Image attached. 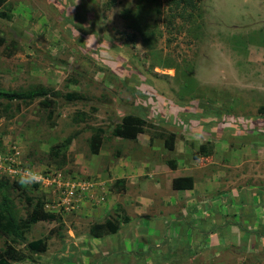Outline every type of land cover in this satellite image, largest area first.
<instances>
[{"label": "rangeland", "instance_id": "1", "mask_svg": "<svg viewBox=\"0 0 264 264\" xmlns=\"http://www.w3.org/2000/svg\"><path fill=\"white\" fill-rule=\"evenodd\" d=\"M110 1L7 0L0 10L9 15L0 18V88L41 85L62 96H85L78 104L51 98L57 100L51 108L41 100L30 106L14 102L9 117L0 121V181L8 168L13 167L15 179L22 167L36 169L47 179L35 193L45 196L46 210L63 221L62 226L42 222L31 227L27 242L48 241V252L13 264H148L136 254L150 246L162 261L173 248L174 264H264V238L242 230L264 226V124L258 115L264 106V0H203L191 21L173 18L167 0H115L113 6ZM81 34L90 35L98 49L79 45ZM112 48L135 64L123 72L141 82L134 90L156 88L146 100L105 65L112 63L107 60ZM156 56L170 57V68L156 65ZM177 76L193 78L204 90L203 102L194 99L191 107L196 109L189 114L170 108L173 103L167 101L177 102ZM212 101L223 109L240 103L233 112L249 116L242 127L247 129L223 128L214 138L213 123H202L210 119L205 112ZM163 103L169 113L162 112V122L155 124L156 109ZM145 105L147 111L140 109ZM56 109L59 115L51 120L50 111L56 116ZM80 112L90 118L75 123ZM141 112L150 115L147 133L137 141L110 137L113 124ZM211 113L219 116L217 108ZM93 127L108 128L97 158L90 151ZM81 130L68 150V163L58 169L47 159L49 152ZM171 133L179 136L174 152L165 147ZM207 142L212 155L194 166L189 150ZM170 160L179 165L180 174L198 170L192 173L194 191L174 193ZM119 178L127 180L126 191L115 194L111 185ZM74 189L76 195L69 196ZM12 198L19 218H25L18 194L12 192ZM240 204L247 208L240 210ZM247 205L254 208L244 216ZM120 207L129 222L103 238L95 246L102 256L90 261L87 251L94 247L89 244H96L89 237L91 224L97 217H113ZM186 235L191 236L189 249L178 245ZM6 243L0 237V251ZM15 248L31 255L23 245Z\"/></svg>", "mask_w": 264, "mask_h": 264}, {"label": "trees", "instance_id": "2", "mask_svg": "<svg viewBox=\"0 0 264 264\" xmlns=\"http://www.w3.org/2000/svg\"><path fill=\"white\" fill-rule=\"evenodd\" d=\"M93 1V0H92ZM203 0H167L168 5L173 10L174 17L182 18L186 21H191L195 16H198V11L200 10V5ZM7 0H0V10L5 8ZM116 1L112 0L110 1V5H115ZM9 15L0 12V18L7 17ZM136 37V36H135ZM1 44L4 42L1 40ZM146 43H149L148 41ZM79 45H85V48L91 49H98L97 45L90 39L89 36L85 34H81L80 38L78 40ZM153 47L148 48V51H151ZM97 52V50L95 51ZM98 53V52H97ZM90 54V53H89ZM91 55V54H90ZM89 55V56H90ZM93 60L95 58V55L90 56ZM111 58L117 60V64L114 66L112 70L114 72L119 73L120 77L122 78L123 83L130 86L129 89H131L132 93L135 94L136 97L145 99L148 98L149 95H151V89H156L150 87V89H147L140 93L138 90H134V84L141 83L136 80H134L132 77L128 76V74H123L124 71H126L127 67L136 68L135 64L131 61L129 57H125L123 55L117 54L115 51L112 53ZM154 60L157 61L156 65H160L162 67H168L170 68V57H167V59H162L159 56L154 57ZM121 64V66H120ZM119 65V66H118ZM154 69V66H152ZM172 68V67H171ZM110 71L111 69L108 68ZM145 80V79H144ZM76 82V81H74ZM175 85L178 90V95L181 94L182 97L189 96V95H199L204 96L203 90L197 88V82L193 78H189L187 76L185 77H178L175 81ZM181 92V93H180ZM179 96V98H181ZM85 96L78 94V93H72L62 96L60 93L55 92L52 89H48L44 86L37 85V86H30L27 89L20 88L19 90H11L6 91L2 88H0V121L3 118L9 117V113L13 110V103L18 102L19 104H24V106H30L33 104V102L37 100H41L42 105L46 108H51L55 103H57V100H63V103L65 104H78L83 103ZM57 99V100H51ZM161 99V98H160ZM148 101V100H147ZM165 102V101H164ZM18 105V109L21 110V105ZM211 108H217L219 110L218 102L212 101L210 103ZM147 107H149L147 105ZM160 108H157L156 111L159 113V115H163L162 112H167L168 110L165 108L164 103L160 104ZM146 105L142 106L140 109H146ZM232 111L235 109L232 108ZM55 111V108H54ZM143 111V110H141ZM57 115H54L53 110L50 111V119H55L59 115L58 109H56ZM140 115H127L123 117V119L118 123L117 125L112 126V135L113 137L121 138L125 141H137L138 137L140 135H143L147 133L148 129L152 127L147 122L148 116L146 112H141ZM259 113L264 114V106H261L259 109ZM229 115H231L229 113ZM145 116V117H142ZM79 119L74 117V122L79 123L80 120H84L87 117L84 112H80L79 116H77ZM146 119V120H145ZM161 120V119H160ZM159 120V121H160ZM162 122V121H161ZM165 123V122H164ZM54 125V123L52 124ZM92 129V128H91ZM96 128L93 127V130ZM96 134L91 138L90 141V151L92 154H99L102 146H103V139H104V132L102 129H96ZM78 133L71 134L68 136L67 139L64 140V142L57 144L52 147L51 151L48 154V160L49 162L54 163V165L58 169H64L65 165L68 163V150L70 146L72 145V141L78 137ZM166 134H160L159 136L163 138ZM166 139V148L170 151H175L176 149V135L170 134L169 137ZM0 150H1V143H0ZM202 151H206L205 148H202ZM171 165L173 166V169H176L177 166L174 164V162H171ZM173 188L176 191H186V190H192L194 188V181L192 178L187 177H181L174 179L173 181ZM33 187L38 188L39 185H34ZM116 187L118 190H125V180H119L116 184ZM16 188L18 189V200L25 205V210H27V216L23 219L19 218L18 215V207L16 205V202L14 203L12 199V191H15ZM29 192H32L30 187H26ZM12 189V191H10ZM23 189V190H22ZM22 190V191H21ZM45 196L43 198H35L27 195V192L25 191V187H23L20 183L13 184V187H9L6 182L0 183V237H6L7 243H6V249L3 251H0V264H13L18 261H23L26 258L33 259L34 255H44L47 252L48 245L44 240H38L31 243H26L25 239V233L30 227L40 223V222H59L61 226L63 225L62 218L53 212H49L45 210L46 200ZM243 211L246 209L244 206H240L239 209ZM251 207H249V211L244 215L247 216L249 212H251ZM196 210V209H195ZM242 211V212H243ZM244 216L242 219H244ZM241 217V215H240ZM128 219H126L127 222ZM235 225V224H234ZM237 226H240L236 224ZM218 227V226H217ZM214 228H216L214 226ZM219 228V227H218ZM91 235L93 237L99 238L105 235L106 230H109L110 234H116L119 229L120 225L116 223H112L110 221L92 226L91 228ZM245 230L246 233L250 235H255L257 238H264V226H261V229L256 230H249L248 227L242 228V230ZM214 231V230H213ZM225 231V230H224ZM182 237V236H181ZM180 237V246H182L185 249H189L191 247V236H184ZM15 245H23L25 246L26 251L31 254H25L24 252H21L19 250H16ZM174 249L171 248L170 251L172 252ZM63 259V258H61ZM70 262V260L66 261Z\"/></svg>", "mask_w": 264, "mask_h": 264}, {"label": "clouds", "instance_id": "3", "mask_svg": "<svg viewBox=\"0 0 264 264\" xmlns=\"http://www.w3.org/2000/svg\"><path fill=\"white\" fill-rule=\"evenodd\" d=\"M194 19V18H193ZM87 36H89V37H91L90 35H87ZM129 40V39H128ZM110 52H111V54L114 52V48H112V50H110ZM110 52L108 51V53L107 54H110ZM111 54H110V59H107V60H109V61H111L112 63H108V62H106V64L105 65H107L109 68H111V69H113L114 68V66L118 63L117 62V60L116 59H113V58H111ZM119 66V65H118ZM197 84H198V82H197ZM197 88L198 89H202L203 90V88H201L200 86H199V84L197 85ZM204 91V90H203ZM181 93V92H180ZM203 94H204V92H203ZM177 96V95H176ZM180 96H181V94H180ZM189 96H193V98H190ZM189 96H185V97H182L181 96V98H179V96H177V102L175 101V100H173V99H169V100H167L168 102H172L173 104L172 105H169L170 106V108L173 106V107H175V108H178V109H182V111L183 112H185V111H187L188 112V114H189V112H194L195 111V107H191V104H193V100L194 99H196V101H194V102H203L202 101V97H204L205 98V96H199V95H189ZM165 101H166V99H165ZM218 106H219V110H218V112H219V116H217V117H215V116H213L212 115V113H211V110H212V108H211V105H210V108L209 109H206V112L205 113H209V116H210V119H209V121H204V122H202V123H210L211 125H212V123H213V128L215 129V135L216 136H214V138H218V136H220L221 135V133L223 132V130L224 129H227V130H231V129H233L234 128V130H236V129H238V130H246L247 128H245V129H242V127H244V125H243V123H246L248 120L247 119H250V118H248L249 116H246V115H244V114H242V115H239V114H236V113H234L231 109L232 108H234V109H237V107L239 108L240 107V103H238V104H231L227 109H223V106L221 105V104H219L218 103ZM260 109V108H259ZM259 109H258V113H259ZM170 110V109H169ZM169 110L167 111L168 113H169ZM204 113V114H205ZM229 113L231 114V115H229ZM203 114V115H204ZM259 115V120H261L262 122H263V124H264V114H262V113H259L258 114ZM159 114L158 115H156L155 116V121L156 122H153V123H155V124H157V122L158 123H161V121L162 120H158L159 119ZM58 117V116H57ZM206 118H208V117H204V119H206ZM55 119H56V117H55ZM257 120V119H256ZM198 121H200V120H198ZM166 122V121H165ZM118 123H120V122H118ZM118 123H116L115 125H117ZM56 125V123L54 122V125H52V127L53 126H55ZM114 125V124H113ZM112 125V126H113ZM221 125V126H220ZM111 126V127H112ZM96 129H102V131L104 132L103 134H104V139H103V146H102V148H101V150H100V152H99V154H93V156L94 157H99V156H101L102 154H101V151H102V149H103V147H104V145H105V142L107 141V138H108V135H107V131H108V128H102V127H95ZM224 128V129H223ZM95 129V130H96ZM95 130H93V128L91 129V131H92V135H91V137H90V139H89V143H90V141H91V138L96 134V131ZM264 132V131H263ZM75 133H78L79 135H78V137L81 135V133H82V130L81 131H76V132H74V133H72V134H75ZM109 134H110V137H113V135H112V128H111V130L109 131ZM171 134H174V133H171ZM176 135V142H177V140L179 139V136H177V134H175ZM77 137V138H78ZM68 137H66V139H67ZM76 138V139H77ZM115 139H119V140H123V139H121V138H118V137H114ZM75 140V139H74ZM73 140V141H74ZM73 141H72V144H73ZM123 141H125V140H123ZM64 142V141H63ZM189 143L190 142H192V141H188ZM209 143L210 142H207V143H205V144H201V146L198 148V150L197 149H195V148H193L192 147V149H190L189 150V153H188V155H190L191 156V159L192 160H194V161H196L197 162V164H194V166H196V165H201L202 163H203V160H205L206 158H208L210 155H212V152L209 150ZM72 146V145H71ZM70 146V147H71ZM165 147H166V141H165ZM202 148H205V152L204 151H202ZM167 149V148H166ZM168 150V149H167ZM169 152H174V151H170V150H168ZM171 162H174V164L177 166V168L176 169H173V166L171 165ZM167 165L168 166H170V167H172V169H171V172L169 173L170 175H175L176 177H174L173 178V180H172V185H173V181H174V179H177V178H181V177H189V178H192L193 179V181H194V188L192 189V190H186V191H176V190H174V188H173V186H172V189H173V191H174V193H181V192H192V191H194L195 190V187H196V184H195V179H196V177H195V175L194 174H196L197 173V171L198 170H194V172H191V173H189L188 172V170H186V174H180V172H179V165L174 161V160H170L169 162H167ZM13 169V167L12 168H8V170L6 171V174H5V176L3 177V179L0 181V183L1 182H6V184H8L9 185V187H13V184H15V183H20L23 187H25V191L27 192V195L29 194V196H31V197H35V198H43V195H41V196H38L36 193H35V190H38L39 188H40V186H41V184H42V179H44V180H46L47 178L45 177H41V175H40V173L36 170V169H33V168H21V169H23V171L20 173V174H18L19 175V177L17 178V179H15V178H13L14 177V175H16V173L14 172V171H10V170H12ZM193 170V169H192ZM7 173L9 174V175H11L12 176V179H13V181H12V179L10 178V177H8V176H6L7 175ZM192 173H194V174H192ZM178 175H182L181 177H177ZM43 180V181H44ZM119 180H125V190L124 191H126V185H127V180L125 179V178H119ZM119 180H117L116 182H115V184H112L111 185V190H113L114 189V192H115V194H117L118 192H116V190H118L117 189V187H116V184H117V182L119 181ZM81 184V183H80ZM105 185H106V183H104ZM34 185H39V187L38 188H36V187H33ZM26 187H30V189L32 190V192H29L28 190H27V188ZM23 190V189H22ZM21 190V191H22ZM80 190H78V192H79ZM118 191H123V190H118ZM12 192H15V194H18V189L16 188V190L15 191H12ZM76 193H77V191L74 189L73 191H71L70 193H69V196L70 195H76ZM222 195H229V194H227V193H222ZM238 195V193L236 192V195L235 196H237ZM70 198V197H69ZM13 199V198H12ZM71 199V198H70ZM240 200H241V197H240ZM47 205V204H46ZM244 206V204H240V205H237L238 206V208L240 207V206ZM248 207H252V208H254L253 206H251V205H247ZM246 207V206H245ZM198 208V207H197ZM247 208V207H246ZM199 209V208H198ZM25 210V209H24ZM45 210H46V207H45ZM125 209L124 208H118L117 210H115L114 211V213H113V217L112 216H110L109 218L107 217L109 214H107V216H103V217H99L100 218V220L98 219V217H97V220L93 223V224H91V226H90V233H89V237H92L93 238V240H94V242L96 243L95 245L93 244V243H90L89 245L90 246H92V247H94L93 249H90V250H88L87 252H90V253H88V256H87V258L91 261V259H96L98 256H102V255H100V253L97 251V249L95 248V246H98L99 245V243L102 241V239L103 238H105L106 236H109V235H111L110 233H106V232H109V230H106L105 232H103V233H105V235H103L102 237H99V238H96V237H93L92 235H91V228H92V226H95V225H100V224H104V223H106V222H108V221H110V222H112L113 224L114 223H118L120 226H121V224L122 223H126V219H128L127 220V222H129V216H126L125 215V211H124ZM26 211V216H27V210H25ZM194 211H197V209L196 210H194ZM21 219H23V218H21ZM40 223H42V222H40ZM39 224V223H38ZM37 225V224H36ZM36 225H34V226H36ZM33 227V226H32ZM31 228V227H30ZM30 229H28L27 231H26V233L25 234H27V232L29 231ZM166 231H164L163 232V234H162V238H163V236H164V239L166 238ZM6 238V237H5ZM26 239V238H25ZM38 240H43V239H38ZM38 240H34V241H38ZM34 241H32V242H34ZM26 243H31V242H27V240H26ZM47 245H48V241H47ZM153 248H155V247H153V246H150V248L148 249H146L145 251H143V252H140V253H138V254H136L137 256H138V258H144L145 260H147V261H149L148 262V264H174L175 262H176V259H173L172 257H170V254H171V252H169L166 256H168V258H167V260L166 261H162V259H160V255H159V251L156 249L155 251H152L153 250ZM48 249H49V246H48ZM48 249H47V252H48ZM97 260H99V259H97ZM105 260H107V259H105ZM105 260H103V261H105ZM164 260V259H163Z\"/></svg>", "mask_w": 264, "mask_h": 264}, {"label": "crops", "instance_id": "4", "mask_svg": "<svg viewBox=\"0 0 264 264\" xmlns=\"http://www.w3.org/2000/svg\"><path fill=\"white\" fill-rule=\"evenodd\" d=\"M171 176H172V178L176 177L175 175H171Z\"/></svg>", "mask_w": 264, "mask_h": 264}]
</instances>
